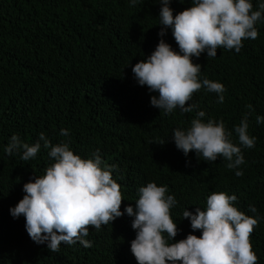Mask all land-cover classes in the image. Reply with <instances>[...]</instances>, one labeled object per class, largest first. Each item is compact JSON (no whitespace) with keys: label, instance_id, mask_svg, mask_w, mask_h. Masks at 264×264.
Wrapping results in <instances>:
<instances>
[{"label":"trees","instance_id":"16d2710c","mask_svg":"<svg viewBox=\"0 0 264 264\" xmlns=\"http://www.w3.org/2000/svg\"><path fill=\"white\" fill-rule=\"evenodd\" d=\"M251 3L257 11L264 0ZM190 6L192 0L169 4L173 16ZM160 8L159 0H136L135 6L132 0H0V264H137L130 251L134 217L124 209L135 211L139 189L149 182L167 186L177 202L170 210L179 229L174 242L201 235L183 218L185 210H206L213 193L235 195L233 206L258 219L251 243L257 264H264V122H256L264 117V11L255 25L258 37L244 40L239 53L221 47L215 58L207 52L192 57L201 66V82L224 85L223 103L202 87L189 101L193 112L177 107L165 115L150 104L158 93L140 86L132 72L161 39L179 52L171 28L158 35ZM197 111L205 112L204 122L223 121L232 133L245 161L238 169H229L222 157L211 162L176 148L173 131L190 127ZM245 115L256 138L251 149L240 145L234 131ZM41 133L53 145L69 143L82 159L98 151L105 165L116 166L112 178L121 186L124 215L99 230L89 227L90 248L61 243L52 252L30 239L23 216L10 215L25 195L23 185L54 161L43 147L28 161L5 148L12 135L31 146Z\"/></svg>","mask_w":264,"mask_h":264},{"label":"clouds","instance_id":"9594fccd","mask_svg":"<svg viewBox=\"0 0 264 264\" xmlns=\"http://www.w3.org/2000/svg\"><path fill=\"white\" fill-rule=\"evenodd\" d=\"M170 2L159 0L158 35L163 37L166 29L171 28L179 52L161 39L146 60L132 67L138 84L158 93L150 98V104L165 115L177 107L183 113L193 112L196 106L189 101L202 87L216 93L218 102L223 103L224 85L207 78L201 82V66L194 64L192 57L199 58L207 52V57L215 58L221 47L239 53L244 40L258 37L255 25L261 19L264 3L259 5L260 10L253 11L251 0H192V6L173 16ZM135 4L136 0H132V5ZM204 117V111H197L190 127L173 131L176 148L185 156L195 152L211 162L222 157L229 169H238L245 161L241 148L230 139L232 133L223 121L204 122ZM256 122H264V117L257 116ZM248 129L245 115L234 131L240 145L251 149L256 138L249 135ZM61 135L67 136V130L61 129ZM41 147L48 150L54 163L43 176H34V182L23 185L25 195L9 209L14 219L25 218L26 232L37 245L46 244L52 252H58L61 243L79 242L90 248L91 242L85 239L89 227L99 230L126 213L134 217L131 227L136 236L130 251L137 264H257L251 234L258 219L233 206L235 195L213 193L207 198L206 210L197 207L194 215L185 210L183 218L189 219L192 231L199 230L201 235L188 234L174 242L179 229L170 210L177 202L167 194V186L147 183L139 189L135 211L128 206L122 213L121 186L112 178L116 166L105 165L98 151L93 158L82 159L70 150L69 143L53 145L41 133L31 146L18 135H12L5 153L11 156L22 152L20 158L28 161L35 158ZM235 175L240 177L243 172L238 170ZM250 211L255 213L256 208L250 206Z\"/></svg>","mask_w":264,"mask_h":264}]
</instances>
